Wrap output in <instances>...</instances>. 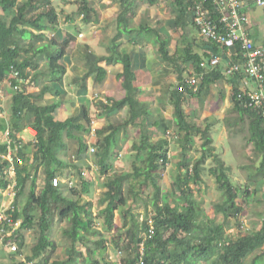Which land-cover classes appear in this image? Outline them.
<instances>
[{"label": "trees", "instance_id": "trees-1", "mask_svg": "<svg viewBox=\"0 0 264 264\" xmlns=\"http://www.w3.org/2000/svg\"><path fill=\"white\" fill-rule=\"evenodd\" d=\"M77 1L79 3L77 14L83 16V21H89L92 10L88 0ZM118 1L121 4L117 16L118 31L129 36L135 33L140 37L142 29H146V33L151 35L153 31L144 28L142 25H138L137 28L128 27L129 18L125 15L130 11V7L137 5L135 3L140 2V0ZM146 1L150 5L157 2L156 0ZM200 1H203L205 6L209 8L210 18L217 21L221 13L213 0ZM249 1L256 3L257 0ZM170 3L176 11L174 20L176 25L181 22L183 26L188 27L191 23L198 29L194 23L195 12L191 1L170 0ZM62 11L58 10L55 4L52 5V0H0V83L10 84L18 88L12 96V102L8 105V120H0V131L9 129V136L11 137L9 138V146L6 142L0 143V155H5L9 147L12 154L16 155L15 157L22 159V161L16 160L14 164L16 194L13 200V215L15 219L20 218L21 223L13 232L17 251L10 255L9 260L13 261L11 264H28L29 262L32 264H73L76 258L70 254L63 261L51 260L57 246L48 236V231L56 220H67L68 222L69 227L64 229V234L71 241L70 251H73L77 256L75 264L82 262L85 264H111L105 257L109 243L115 249L120 248L124 253H127L126 258L122 260L124 264H199L202 262L204 264H245L248 259L247 264H264V217H261L259 229L249 230L244 234L224 232L225 226L230 221L238 219L244 206L248 203H250L254 213H258L260 216L264 214V198L259 194L261 190L257 188L254 190L241 189L233 185L229 175L225 172L230 167H224L223 161L216 153L212 152L214 149L211 146V138L207 134L208 129L197 130L188 123L182 113L180 97L177 94H174L172 99L174 123L179 130L184 131L185 144L191 145L193 140L191 136L198 131L202 139V151L191 168L186 166L182 175H176L174 190L171 191V195L167 196V199H162L161 204H159V186L161 182L163 184L161 175L167 165V151L161 148V151H149L147 154L144 152L140 154V149L143 151L142 147L146 143V139H143L135 148L138 162L134 164H140L144 158L147 166H139L134 168L132 172L117 173L110 177L106 186L104 185L106 191L99 199V204H103V207L98 210L97 214H93L89 210L90 202H80L82 191L78 184L68 189L62 188L61 184L52 185L53 177L64 178L67 176L65 169L68 166L78 171L79 180L85 181L79 169L83 163L80 162V159L85 156V150L88 148V143L79 138L76 152V159L78 160L72 164L69 161L60 160L59 154L68 153L70 150V147L62 140L63 133L68 134L69 139H73L74 136L69 131L72 127L79 129L81 126L73 124L69 119L62 121L56 117L60 101L48 100L46 103H34L31 101L33 95L25 93L28 84L40 83V74L46 77L48 81L46 84H52L46 86L45 89L54 97L60 96V93L63 92V75L66 71L63 59L73 36L70 34L61 35L59 16ZM131 15L134 13L131 12ZM67 20H73V15L67 17ZM44 32L53 33V36H46ZM116 37H113L114 49L117 46ZM149 38L158 45L163 60L171 61L173 59L169 54L167 39L160 38L156 33ZM203 38L210 45V52L205 51L203 54H199L187 45L183 51L184 56H186L184 60L192 65L195 72L202 73L201 83L207 84L222 76L220 69L217 68L220 63L212 66L209 64V60L215 55H218L222 60V54H227L228 48L221 47L216 41ZM127 42L140 44L136 36L134 39H128ZM119 56L125 62L123 75L127 96L122 100L112 101L111 109L128 105V121H133L140 114L135 100L138 90L133 85L135 74L132 67L129 66V56L127 54L124 57L123 55ZM101 59L110 62L113 57L97 58V60ZM231 59L228 60L225 73L230 63L242 61L239 44H236L231 50ZM42 60H45V70L42 73L34 72L30 75L28 70L37 69ZM202 62L206 63L205 66L209 70L200 66ZM96 69L100 71V78H102L104 70L98 66ZM11 70L18 72V76H15ZM232 76L236 80H240L246 77V74L240 69L234 72ZM182 81L183 77L181 84ZM54 87L55 89H53ZM246 90L245 86L240 85L239 87L238 84H234L232 112L237 113L235 118L239 120L236 119L237 121L229 123L228 126L233 128L237 123L239 128L234 131L237 134L245 132L246 143L251 144L254 154L253 167L256 172L253 178L261 177L264 179V117L261 109L248 105L246 97L238 98V94ZM2 108L1 105L0 111ZM103 108L109 110L110 106L106 105ZM245 118L248 120L247 124ZM28 126L36 129L35 140L23 144L17 135ZM82 128L87 131L84 126ZM113 128L114 125H110L96 130L93 156L98 159L99 174L109 171L112 159L119 158L120 155L114 152L112 148L115 141ZM108 129L112 131L101 136ZM26 150L30 155L32 154L35 160H38L37 165H34V159L30 162ZM185 155L187 156V154ZM207 157L214 163V166L209 168V172L222 194L220 202L212 204L213 211L210 215H214V217L210 220L204 217L206 214L193 195L192 186L193 182L201 181L203 169L201 165H204ZM161 160L162 162H160ZM6 165L5 161H0V189H5L8 184L2 176ZM41 165L44 171V182L37 191L36 172L38 166ZM59 167L64 168L63 172ZM148 183L154 186L155 193L150 201L153 208L150 212L146 210L145 214L136 213L134 212V209H137L136 203L135 205L134 202L129 203L128 197L139 195V192L143 191ZM123 184H126L124 190H122ZM263 187L264 182L260 184V188L263 189ZM25 190H27L26 201L20 207L19 200ZM251 192L254 193L252 199L249 197ZM169 199L173 204L168 202ZM261 203L263 204L262 208L259 206ZM146 204L147 201L144 205L146 206ZM217 212L223 214L221 222L214 220ZM117 216L120 219L119 226L116 225ZM201 217L204 218L201 219ZM94 222L100 224L105 229L104 231H111L120 226H122L123 231H117L114 238L112 236L105 239ZM29 228L38 230L36 242L32 245L30 254L24 261H16L15 256L23 253L21 248L25 246L24 231ZM92 234H98V237L90 245L87 242V237ZM76 243L84 245L87 256L74 251Z\"/></svg>", "mask_w": 264, "mask_h": 264}, {"label": "crops", "instance_id": "crops-1", "mask_svg": "<svg viewBox=\"0 0 264 264\" xmlns=\"http://www.w3.org/2000/svg\"><path fill=\"white\" fill-rule=\"evenodd\" d=\"M54 1L57 3V5L55 3L56 7L63 10L60 15L64 12L63 19L59 20L61 35L70 34L73 36L67 48V54L64 56L66 60L63 63L66 71L63 75V92L60 93V96L54 97L52 93L45 89L46 86L52 84H46V77L40 74V83L28 84L25 93L33 95L31 101L34 103H46L48 100L60 101L56 117L62 121L69 119L73 124L81 126L79 129L72 127L69 131L74 136L73 139H69L68 134L63 133L62 140L66 142L70 150L68 153H60V160L69 161L72 164V162L78 160L76 159L77 140L79 138L84 139L88 143L85 156L80 159V162L83 163L79 169L85 181L79 180L78 171L68 166L65 169L67 176L61 178V187L68 189L78 184L81 188L82 185L80 202H90L88 208L93 214H96L94 207L98 203L100 196L106 191L104 185L106 186V182L110 177L117 173L132 172L133 170L130 171L131 168L147 166L144 158L140 164H134L138 162L135 148L139 146L143 139H146V143L142 147L143 151L140 149V154L142 152L147 154L149 151H161V148L167 151L168 160L165 172H169L168 176L170 178L166 181L164 177L163 184L161 182L159 197L161 193L165 196L171 195V191L175 188L176 175H182L186 166L191 168L202 151L200 133L196 131L192 134L191 145L185 144L184 131L179 130L174 123L172 106L174 94L180 97L182 113L188 123L197 130L207 128V134L211 136L217 130L220 133L221 130L226 129L224 123L228 126L229 123L239 120L235 118L237 113L232 112L234 106L232 94L234 84L243 87L246 83V78L243 77L240 80H236L233 76L225 73V67L228 64V60L231 59L229 52H227V54H222V60L217 66L222 74L220 78L214 79L207 84L201 83L202 79H199L196 92L191 88H186L183 92L177 91L176 87L181 84L182 77L184 79L187 74H200L193 70L189 62L184 60L186 57L183 51L185 46H189L194 52L203 54L205 51L210 52V45L199 34L198 29L193 24L189 23L188 27H185L179 22L176 25L174 22L176 11L171 6L170 0H156L157 2L154 5H150L146 0H140V2L135 3L137 5L130 7V11L125 16L129 18L128 27L137 28L138 25H142L144 28L152 30V34L156 33L160 38L167 39L169 42V54L173 58L171 61L161 58L158 45L153 39L149 38L152 34L146 33V29H142L140 37L135 33L129 36L118 31L117 16L121 5L118 0H88L93 12L91 11L90 20L87 22L82 20L83 16L81 14H77L79 10L77 0ZM242 9L248 20L245 27L247 35L254 40L255 44L264 49V7L257 5L254 1L250 2L247 0ZM131 12L134 15H131ZM71 15H73V20H67V17ZM121 28H123L122 25ZM114 36H117L115 38V43H117L115 49L113 48ZM135 36L140 41V44H129L127 40L130 38L134 39ZM126 54L129 56V66L132 67L135 74L133 85L138 90L135 100L140 114L138 113L139 116L133 121H128V105L118 109H111L112 101H119L127 96L124 83L125 77L123 75L125 62L119 56L123 55L124 57ZM98 57H113V59L107 62L105 59L97 60ZM97 66L104 70L102 78H100V71L96 69ZM44 70L45 64L41 61L37 69H29L28 71L31 75L34 72L42 73ZM42 82L43 84H41ZM247 85L252 86L253 84L249 80ZM0 88L2 90L0 104L4 108V113L0 115V120L7 121L9 116L7 110L9 111V109L7 108L6 110V103L10 105L17 87L3 83L0 84ZM106 105L110 106L109 110L103 108ZM226 113L228 115L231 113L232 115L223 119ZM245 121L247 124L248 120L246 118ZM110 125H114L113 132L115 135L112 148L114 152L120 155L119 158L116 155L117 158L112 159L109 171L99 174V162L97 157L93 156L94 151L91 152V148H94L93 142L96 140V130ZM229 128L232 127L228 126ZM228 129L225 131V137ZM234 130L232 128V132L236 135L237 132ZM111 131V129H108L101 136L107 135ZM24 133L27 140L23 136ZM17 137L22 140L23 144L31 141L27 131H21ZM212 138L214 139V136ZM226 138L220 143L221 148L218 147V150L222 152L223 161L226 160L223 156L225 146H228V144L231 146ZM213 149L212 152L218 155L214 147ZM26 154L30 158V162H32L34 159L32 154L30 155L28 151ZM184 154H187V156H184ZM209 160L210 158L208 157L205 159L204 165H201L202 168L207 167ZM33 163L37 165L38 160L34 159ZM228 163L231 164V160ZM42 167V165L38 166V170ZM59 168L63 172L64 168ZM173 169L178 171L176 172ZM172 171L175 173L172 174ZM95 173L98 177H95ZM15 176L14 174L13 180ZM68 179L73 184L72 186L64 182ZM97 183L99 184L97 193L92 194L90 188L96 187L95 184ZM125 186L126 184H123L122 190L125 189ZM166 190L170 194L163 193ZM12 198L11 196L0 194V204L7 203ZM162 199L164 197H160V200ZM99 207L102 208L103 204H99ZM27 230L32 231L31 228ZM26 244L27 241L25 246ZM28 254L30 253L25 251L16 255V261H24ZM10 255H12V251H7L0 246V264L13 263V261L9 260Z\"/></svg>", "mask_w": 264, "mask_h": 264}, {"label": "rangeland", "instance_id": "rangeland-1", "mask_svg": "<svg viewBox=\"0 0 264 264\" xmlns=\"http://www.w3.org/2000/svg\"><path fill=\"white\" fill-rule=\"evenodd\" d=\"M23 1V0H22ZM58 2V1H57ZM56 1L52 0V5L55 4ZM57 5V3H56ZM58 9V8H57ZM60 10V8L58 9ZM62 10V9H61ZM64 17V12L61 13L60 15V20H62ZM70 28V26H69ZM36 32V31H35ZM44 34H46V36H52V33L49 32H44ZM66 56V55H65ZM65 57L63 59L64 62ZM43 64H45V60H42ZM41 62V61H40ZM46 68V65H45ZM47 81V79H46ZM48 82V81H47ZM3 84V83H0ZM0 94L2 95V90L0 88ZM57 101V100H53ZM2 104H0L1 106ZM8 105L6 103V110L8 108ZM8 112V110H7ZM227 112V111H226ZM4 113V108H2V111H0V115H3ZM232 114L226 113V115L224 116L223 119H225L228 116H231ZM224 121V120H223ZM226 129L224 128L223 130L220 131L219 130L215 131L211 136H214V139L212 138V142H211V146H213L215 148V151L218 153V157L222 160V152H220L218 150V147L221 148V144L224 141V138L227 139V141L230 142L231 146H225V152L223 153V156L226 160H222L223 162V166H229L230 169L226 170L225 172L229 175L231 182L233 183V185L237 186L238 188H249L250 190H254L255 188L261 190V192L259 193L261 197L264 198V187L263 189L260 188V184H262L264 182V179L261 177H256L253 178V175L255 174V169H254V154H253V150H252V146L251 144H247L246 142V137H245V132H239L238 134H234L232 132V128L228 129V126L224 123ZM234 129L239 128L238 124L236 123L233 127ZM227 136L225 137V131H227ZM23 136L25 137V140H27V137L25 135V133L23 134ZM3 140V138H2ZM233 148V149H232ZM234 150V151H233ZM56 152V151H55ZM54 152V153H55ZM58 155V153H57ZM229 160H231V164H229ZM234 160V161H232ZM207 165V164H206ZM214 163L209 160V164L207 165V167L203 168L201 171V181H195L196 183H198L197 185H195L196 183L193 182L192 186H193V195L195 196L196 200L199 203L200 208L203 209L204 213L206 214V216H204L205 218H208V220H210L211 218L214 217V215H210L212 214L213 211V203L214 202H220V200L222 199V194L220 192V190L218 189L213 176L211 175V173L209 172L210 167H213ZM244 166V167H241ZM43 168V167H42ZM38 170L37 169V176H38V180H37V187L36 190L39 191V189L42 187L43 182H44V171L43 169ZM133 169L131 168L130 171H132ZM174 171H176L175 169H173ZM178 171V170H177ZM176 171V172H177ZM169 173V172H168ZM168 173L164 171L163 174H165L164 176H162V178L167 181L170 177L168 176ZM175 172L172 171V174H174ZM77 174V173H76ZM183 174V173H182ZM95 177H98L97 174L95 173ZM100 178V177H99ZM142 179V178H140ZM99 183V182H98ZM95 184L96 187H92L90 188V192L92 194L97 193V189L99 188V184ZM126 188V186H125ZM28 189V188H27ZM81 189H82V185H81ZM2 191V190H1ZM0 191V192H1ZM7 191H3V193H5ZM154 186L151 183H148V186L145 187V189L141 192H139V195H136L134 197H128V201L130 202H134V205L136 203L135 206H137V209H134V212L136 213H142L145 214V211L147 210V212H150L153 208L152 205H150V201L152 199V197L154 196ZM163 193H167L170 194L169 191H163ZM2 194V192H1ZM26 196H27V190H25V193L23 194V196L20 198V204L19 206L21 207V205L25 202L26 200ZM254 196V193L251 192V194L249 195L250 199H252V197ZM160 197H164V198H168L167 196H165L164 194H160ZM145 201H147L146 206L144 205ZM163 201L160 200V204ZM168 202H170L171 204H173V202L169 199ZM7 203H2L0 204L1 206H7ZM259 206L262 208L263 204H259ZM99 201L96 204V206L94 207V212L97 214V210H99ZM211 212V213H210ZM204 217H201V219H203ZM261 217H264V214H262L261 216L258 213H254L251 209L250 203L246 204L243 208V211L240 213L239 218L235 219L234 221H230V223L227 224V226H225L224 228V232L226 233H246L249 230H253V229H259L260 225H261ZM214 220L216 222H221L223 220V214L220 212H217L215 215ZM116 225L119 226L120 225V219L117 216V220H116ZM95 226L102 232V236L105 239L111 238L113 236H115V234L117 233V231L122 232V226L118 227V228H114L111 231H104L105 229L102 228V226L96 222ZM68 222L67 220L65 221H59L56 220L53 223V226L51 227L50 231L48 232V236L50 237L51 240H53L56 243V250L54 252V256L53 259L54 261L57 260H64L67 258L68 254H70V256H73L74 258L77 259L76 254H74L73 251H70L71 249V241L70 239L64 234V229L68 228ZM38 236V230L35 228V230L32 231H28L26 230L25 232V242L27 241V248L26 246L21 248L23 250V253L26 251L27 253H30L31 247L32 245H34V243L36 242ZM98 237V234H92L89 235L87 237L88 239V243H90V245L92 244V242ZM76 249L74 251H78L81 254H84V256H87L85 254V248L84 245L82 243H76L75 245ZM113 252H110V254H112ZM107 258V255L105 256ZM73 261V264H75V260ZM249 260V259H248ZM248 260L245 262V264H247ZM69 264V263H67ZM81 264H85V263H81ZM199 264H204L199 263Z\"/></svg>", "mask_w": 264, "mask_h": 264}, {"label": "built area", "instance_id": "built-area-1", "mask_svg": "<svg viewBox=\"0 0 264 264\" xmlns=\"http://www.w3.org/2000/svg\"><path fill=\"white\" fill-rule=\"evenodd\" d=\"M189 1L193 3L192 8L195 12L194 23L201 36L216 41L221 47H227L230 50V57L231 50L234 49L236 44H239L242 61L240 63H230L226 68V74L232 76L234 72H237L240 69L244 71L246 74V83L243 87L245 86L247 90L240 92L238 98L242 96L246 97L248 99V105L261 109L262 116L264 117V49L258 47L245 31L248 20L242 7L246 0H213L221 13L220 18L217 21L210 18L209 8L205 6L203 1ZM256 3L264 6V0H257ZM220 60L221 58L218 55H215L209 60V64L212 66L218 65ZM205 65V62L200 64L201 67H205ZM11 72L18 76V72L15 70H11ZM201 77L202 74H187L183 79V83L178 86V90L182 92L185 91L186 87H189L196 91L198 80ZM249 80L252 82V86L247 85ZM29 131L31 135L35 134V131ZM1 141H4L9 145L10 140L8 130L0 133V142ZM15 156L16 155L12 154L9 147L8 152L5 155H0L1 160L5 159L9 163L8 168L3 170L2 175L8 184L5 189H2V191L0 190L2 194L8 195V197H14L16 194V181L15 179L13 180L15 174L13 164L15 160L21 161V159ZM52 185H59L58 177L52 178ZM69 185L71 186L72 183L70 182ZM3 191L7 192L3 193ZM13 211L14 207L12 205V200L8 202L7 206L0 207V244L4 243V246L12 252L16 251L17 245L11 237L14 230H16L21 223L20 218H14ZM121 257L122 251L117 250L116 254L109 258L118 264L121 262ZM28 264L32 263L29 262Z\"/></svg>", "mask_w": 264, "mask_h": 264}, {"label": "clouds", "instance_id": "clouds-1", "mask_svg": "<svg viewBox=\"0 0 264 264\" xmlns=\"http://www.w3.org/2000/svg\"><path fill=\"white\" fill-rule=\"evenodd\" d=\"M200 34V33H199ZM201 35V34H200ZM53 36V35H52ZM181 85V84H180ZM179 86V85H178ZM178 86L176 87V89H177V91L178 92H180L179 90H178ZM186 88H189V87H186ZM183 92V91H182ZM6 130H8V132H9V129H5L4 131H0V133H3V132H5ZM29 130H33V131H35L36 132V129L34 128V127H32V126H28V127H26L25 129H23L22 131H27L28 132V134L30 135V137H31V142L32 141H34L35 140V136H36V133L34 134V135H31L30 134V131ZM10 134V133H9ZM9 138H11L10 136H9ZM4 141H1L0 143H3ZM10 144V143H9ZM8 145V144H7ZM9 146V145H8ZM10 149V148H9ZM92 151H94V148H91V152ZM21 159V158H20ZM22 160V159H21ZM160 162H162V160L160 161ZM158 174V173H157ZM165 174H162L161 176H164ZM66 184H69L68 182L66 183ZM73 185V184H72ZM71 185V186H72ZM0 194H1V192H0ZM160 204V203H159ZM21 220V219H20ZM13 239V238H12ZM14 240V239H13ZM15 241V240H14ZM15 243H16V241H15ZM17 245V244H16ZM0 246H2V245H0ZM2 248H4V249H6L7 251H10V250H8L4 245L2 246ZM117 250H121L122 251V257L120 258V260H121V262L120 263H118V264H124L123 262H122V260H123V258H126V256H127V253H124V251L122 250V249H120V248H114L113 246H111V244L109 243L108 244V251H107V259H108V261H110L111 262V264H117V263H115V261L114 260H112V259H110L109 257L110 256H113V255H115L116 254V251ZM16 251H17V249H16ZM15 252V251H14ZM110 252H113L112 254H110ZM125 255V256H124Z\"/></svg>", "mask_w": 264, "mask_h": 264}, {"label": "bare ground", "instance_id": "bare-ground-1", "mask_svg": "<svg viewBox=\"0 0 264 264\" xmlns=\"http://www.w3.org/2000/svg\"><path fill=\"white\" fill-rule=\"evenodd\" d=\"M258 5V4H257ZM259 6H261V5H259ZM262 7H264V6H262ZM255 43V42H254ZM257 45V44H256ZM258 46V45H257ZM258 47H260V46H258ZM261 48V47H260ZM230 50L228 49V51L227 52H229ZM204 68V67H203ZM205 68H207L208 69V67H206L205 66ZM13 73V72H12ZM14 74V73H13ZM200 74H202V73H200ZM15 75V74H14ZM16 76V75H15ZM203 76V75H202ZM202 79V77L200 78V80ZM182 83H183V81H182ZM197 88H198V85H197ZM196 91H197V89H196ZM16 159V158H15ZM0 161H5L6 163H7V165L5 166V168H4V170H6L7 168H8V166H9V163H8V161L7 160H1V158H0ZM16 161V160H15ZM15 161H14V164H15ZM18 161V160H17ZM22 161V160H21ZM14 164H13V166H14ZM14 171H15V166H14ZM59 178V177H58ZM5 179V178H4ZM70 179H68V180H65L64 182H68V183H70L71 181H69ZM62 183V180H61V178H59V184H61ZM4 189V188H3ZM0 190H2V189H0ZM13 200H14V197H13V199H12V205H13ZM12 237H13V234H12ZM0 245H5L4 243H2V244H0Z\"/></svg>", "mask_w": 264, "mask_h": 264}]
</instances>
